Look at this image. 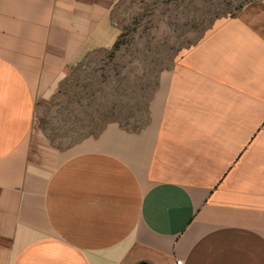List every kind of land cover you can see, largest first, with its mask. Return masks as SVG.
I'll list each match as a JSON object with an SVG mask.
<instances>
[{
  "label": "crops",
  "instance_id": "0c3cea01",
  "mask_svg": "<svg viewBox=\"0 0 264 264\" xmlns=\"http://www.w3.org/2000/svg\"><path fill=\"white\" fill-rule=\"evenodd\" d=\"M118 0H0V264H264V0L160 73L146 123L30 150L39 85Z\"/></svg>",
  "mask_w": 264,
  "mask_h": 264
},
{
  "label": "rangeland",
  "instance_id": "374dc122",
  "mask_svg": "<svg viewBox=\"0 0 264 264\" xmlns=\"http://www.w3.org/2000/svg\"><path fill=\"white\" fill-rule=\"evenodd\" d=\"M262 0H118L109 49L89 53L54 86L39 85L30 150L66 149L109 122L142 127L160 73L229 18Z\"/></svg>",
  "mask_w": 264,
  "mask_h": 264
},
{
  "label": "built area",
  "instance_id": "2783aa9c",
  "mask_svg": "<svg viewBox=\"0 0 264 264\" xmlns=\"http://www.w3.org/2000/svg\"><path fill=\"white\" fill-rule=\"evenodd\" d=\"M182 260L181 259H176V264H181Z\"/></svg>",
  "mask_w": 264,
  "mask_h": 264
}]
</instances>
